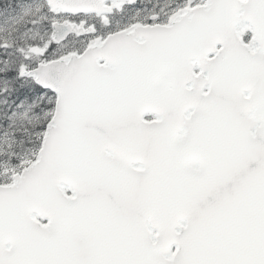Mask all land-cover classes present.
Masks as SVG:
<instances>
[{"label":"snow or ice","instance_id":"obj_1","mask_svg":"<svg viewBox=\"0 0 264 264\" xmlns=\"http://www.w3.org/2000/svg\"><path fill=\"white\" fill-rule=\"evenodd\" d=\"M0 264H264V0H0Z\"/></svg>","mask_w":264,"mask_h":264}]
</instances>
